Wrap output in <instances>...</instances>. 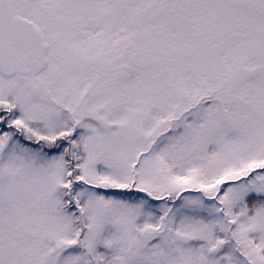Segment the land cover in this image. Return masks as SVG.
Returning a JSON list of instances; mask_svg holds the SVG:
<instances>
[{
	"label": "snow or ice",
	"instance_id": "obj_1",
	"mask_svg": "<svg viewBox=\"0 0 264 264\" xmlns=\"http://www.w3.org/2000/svg\"><path fill=\"white\" fill-rule=\"evenodd\" d=\"M0 264H264V0H0Z\"/></svg>",
	"mask_w": 264,
	"mask_h": 264
}]
</instances>
